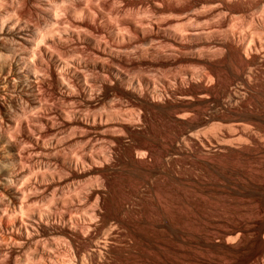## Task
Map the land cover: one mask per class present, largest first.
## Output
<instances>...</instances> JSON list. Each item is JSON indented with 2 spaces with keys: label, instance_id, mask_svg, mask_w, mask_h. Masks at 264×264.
<instances>
[{
  "label": "bare ground",
  "instance_id": "6f19581e",
  "mask_svg": "<svg viewBox=\"0 0 264 264\" xmlns=\"http://www.w3.org/2000/svg\"><path fill=\"white\" fill-rule=\"evenodd\" d=\"M252 53L264 0H0V264H111L141 185L180 181L169 151L208 149L206 129L182 133L208 119L171 97L216 56L244 79ZM119 168L140 177L121 195Z\"/></svg>",
  "mask_w": 264,
  "mask_h": 264
},
{
  "label": "rangeland",
  "instance_id": "374dc122",
  "mask_svg": "<svg viewBox=\"0 0 264 264\" xmlns=\"http://www.w3.org/2000/svg\"><path fill=\"white\" fill-rule=\"evenodd\" d=\"M249 22L243 28L251 32ZM260 57L249 55L251 64L241 80L233 78L234 66L216 56L211 83L188 85L189 100L171 97L186 117L193 119L201 113L208 119L206 125L194 128L183 124L182 133L202 135L207 130L210 144L200 154L187 148L180 153L169 151L166 156L170 162L176 160L180 181L163 173L153 176V188L141 185L144 197L136 199L137 204L134 200L136 205L131 204L132 210L124 214V227L119 228L127 235L118 238L120 247L111 264H264L260 254L264 238V61ZM129 172L119 168V174L113 175L119 195L140 182L138 174ZM79 181L73 183L85 182ZM119 195L108 197L112 208ZM111 210L110 215L114 214Z\"/></svg>",
  "mask_w": 264,
  "mask_h": 264
}]
</instances>
